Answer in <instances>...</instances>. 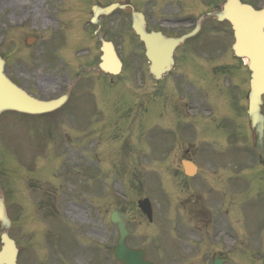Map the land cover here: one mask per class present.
Here are the masks:
<instances>
[{"label": "rangeland", "instance_id": "1", "mask_svg": "<svg viewBox=\"0 0 264 264\" xmlns=\"http://www.w3.org/2000/svg\"><path fill=\"white\" fill-rule=\"evenodd\" d=\"M89 2L0 0V57L6 61L5 74L31 94L50 98L68 84V73L77 66L96 65L98 43L82 17ZM132 2L136 8L143 5L141 0ZM72 10L74 15L80 14L72 17ZM106 20L104 37L113 41L118 53L125 56L135 50L140 64H146L141 45L135 47L115 16ZM27 37L35 38L31 45L26 44ZM93 74H83L72 87L71 95L80 91L81 98L57 111L42 116L13 111L0 115V184L10 209V237L18 244H29L28 253L35 250L38 256L45 255L39 261L47 264L62 257L75 259L77 264H118L111 254L117 231L109 221L110 212L118 210L129 218L127 245L143 246L158 264H203L196 259L173 262L174 254L164 256L170 246L169 229L160 228L164 226L160 218L148 222L136 207V200L147 197L157 217L161 206L156 205L162 203L152 194L158 190L153 180L156 166L146 153L149 134L142 130L148 126L146 113L138 109L141 117L134 114L133 133L132 121L126 123L121 114L123 108L124 115L128 113L127 105L139 96V84L129 94L122 87L100 82ZM123 75L117 78L119 83ZM90 78L95 83L86 102V124L84 82ZM141 97V101L147 98ZM244 154L236 151L220 156L228 164L231 157ZM207 155L214 156V152ZM243 178L253 185L259 174L240 172L237 186ZM259 188L251 187L252 193L261 192L255 198L258 203L252 205L258 220L247 226L258 233L264 231V181ZM67 205L73 212L81 211L83 217L68 214ZM240 225H245L244 219ZM229 256L234 261L236 253Z\"/></svg>", "mask_w": 264, "mask_h": 264}, {"label": "flooded vegetation", "instance_id": "2", "mask_svg": "<svg viewBox=\"0 0 264 264\" xmlns=\"http://www.w3.org/2000/svg\"><path fill=\"white\" fill-rule=\"evenodd\" d=\"M152 1L149 13H144L149 31L181 35L192 29L190 16L199 26L195 35L173 50L169 71L158 79L149 76L148 148L156 166L154 177L164 183L170 240L187 251L184 259L203 264L215 259L224 262L229 243L236 253L235 263L264 264V231L247 229L249 221L258 220L252 209L258 200L250 197L249 190L263 181L252 185L245 179L237 186L236 169L243 164L234 157L223 163L220 156L251 148L246 115L250 72L230 51L229 23L209 16L225 0ZM251 1L255 6L263 3ZM90 95L89 81L85 100ZM262 109L264 113V96ZM211 152L214 156L207 155ZM185 165L193 169L192 174L185 173ZM261 219L264 223V210ZM20 264L47 263L36 261L34 252L28 253L22 244ZM53 264L77 263L62 257Z\"/></svg>", "mask_w": 264, "mask_h": 264}, {"label": "water", "instance_id": "3", "mask_svg": "<svg viewBox=\"0 0 264 264\" xmlns=\"http://www.w3.org/2000/svg\"><path fill=\"white\" fill-rule=\"evenodd\" d=\"M121 6L119 4H111L101 8L99 12L107 13L113 8ZM223 14L232 24L235 34L234 51L238 56L248 58V67L251 73V90L249 93L248 116L251 129L254 135V148L260 156V161L264 165V141H263V118L259 111L260 94L264 92V8L261 10H253L249 6L240 5L237 1H230L224 9ZM133 22L132 29L143 41L146 56L151 58V52L155 50V58L161 59L164 53H168L174 44L180 42V39L170 40L160 38L158 35L148 34L144 31V26L140 22L137 14L132 13ZM33 39H28L31 43ZM101 63L99 67L105 70L113 66L118 68L119 64L114 58L113 49L110 43L102 42ZM164 65V63L162 64ZM116 69L113 70V72ZM64 100V97L53 101H39L28 96L22 90L13 85L2 73V61H0V112L4 110H17L27 113H40L55 109ZM144 200L143 203H145ZM138 202L139 207L144 210L143 205ZM113 221L118 228L120 239L114 248L115 257L121 264H153L144 258V253L140 249H128L124 245V238L127 235L125 229L126 218L122 213L113 212L111 214ZM0 221L1 225H6L2 202L0 201ZM5 246L2 250L0 261L3 260L7 264L14 262V247L12 241L3 236ZM11 242V245L7 244ZM1 264V262H0Z\"/></svg>", "mask_w": 264, "mask_h": 264}, {"label": "bare ground", "instance_id": "4", "mask_svg": "<svg viewBox=\"0 0 264 264\" xmlns=\"http://www.w3.org/2000/svg\"><path fill=\"white\" fill-rule=\"evenodd\" d=\"M66 212L68 213V214H71V215H74V216H76V217H83V213H81V211H76V212H73L71 209H70V205H67L66 206Z\"/></svg>", "mask_w": 264, "mask_h": 264}]
</instances>
